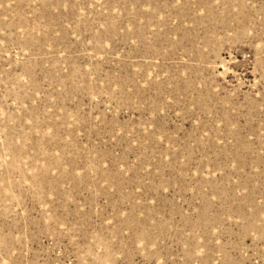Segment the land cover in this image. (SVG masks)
<instances>
[{
	"label": "rangeland",
	"instance_id": "1",
	"mask_svg": "<svg viewBox=\"0 0 264 264\" xmlns=\"http://www.w3.org/2000/svg\"><path fill=\"white\" fill-rule=\"evenodd\" d=\"M0 264H264V0H0Z\"/></svg>",
	"mask_w": 264,
	"mask_h": 264
}]
</instances>
